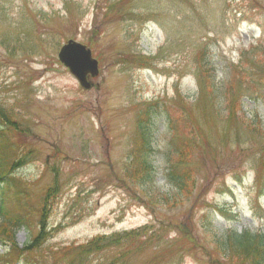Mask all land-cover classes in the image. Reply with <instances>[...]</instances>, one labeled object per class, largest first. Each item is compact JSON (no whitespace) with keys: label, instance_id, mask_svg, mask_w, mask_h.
Wrapping results in <instances>:
<instances>
[{"label":"rangeland","instance_id":"obj_1","mask_svg":"<svg viewBox=\"0 0 264 264\" xmlns=\"http://www.w3.org/2000/svg\"><path fill=\"white\" fill-rule=\"evenodd\" d=\"M68 39L98 60L88 89L57 60ZM148 100L155 176L142 183L129 149ZM0 134L1 160L23 157L0 202L29 218L0 239L40 232L30 264H247L205 227L264 230V0H0ZM177 154L178 187L163 177ZM94 236L108 246L81 250Z\"/></svg>","mask_w":264,"mask_h":264},{"label":"trees","instance_id":"obj_2","mask_svg":"<svg viewBox=\"0 0 264 264\" xmlns=\"http://www.w3.org/2000/svg\"><path fill=\"white\" fill-rule=\"evenodd\" d=\"M157 108H158L157 103L148 105L145 109H143L146 111L143 114L144 118L141 121H138L137 123V132L135 133L134 136V142L142 141L141 139L146 140L147 149L150 148L149 135H150V129H152V126L154 124V120L148 118L150 114H156ZM147 124H148V130L146 129ZM171 138L172 141L174 142H177L176 140H178L177 139L178 136L175 135V133L172 134ZM144 144L145 143H143L142 146H144ZM177 144L178 143H175L176 147ZM173 149H174V145H173ZM199 149L202 150V148ZM184 158L186 157L177 154V158L173 161L170 168L169 169L166 168L165 170V174H166L165 178H167L168 183L176 187L184 184L185 182L184 176L181 175V173H183L182 171L178 175L174 174V172H176L178 168L184 170L188 169L187 166H182V160ZM136 161H138L142 166L141 168L142 175L139 177V181H142V183L152 182V179L155 176V168L153 166L152 161L148 159L147 155L144 154H140L136 156L134 162L136 163ZM174 162H178V163H174ZM3 176H4L3 180L7 182L8 180L7 175H3ZM3 180H1V182H3ZM3 215H4L3 220L6 223H8L7 226L10 227L9 233H11L12 236L14 235L16 230H18L21 227H24V225L27 224L25 217H23L21 213L17 211L14 212V209L5 211ZM6 223L3 224L6 225ZM205 228H209V230H212V232L214 233L213 235L214 243L217 245L219 250L220 249L222 250L224 255L233 253L234 255L244 258L243 259L244 262L248 261L249 264H251L250 261L253 264H264V234L261 233L255 234L253 232H250L248 229L239 232L235 229H231V230L226 229L224 231L219 226H211V224L206 226ZM127 236L130 235L127 234ZM107 240L108 238H105L104 236H98L87 242L85 245L81 246L80 249L90 253H99L103 251V248L108 246L106 242ZM33 241L36 242L37 238H34Z\"/></svg>","mask_w":264,"mask_h":264},{"label":"water","instance_id":"obj_3","mask_svg":"<svg viewBox=\"0 0 264 264\" xmlns=\"http://www.w3.org/2000/svg\"><path fill=\"white\" fill-rule=\"evenodd\" d=\"M59 57L66 66H69L81 84L88 86L84 73L86 71H91L93 74L97 72V63L91 58L90 51L79 44L69 42L61 49Z\"/></svg>","mask_w":264,"mask_h":264}]
</instances>
